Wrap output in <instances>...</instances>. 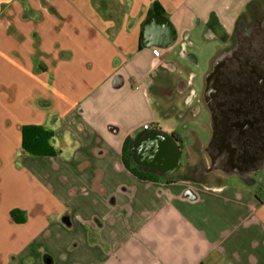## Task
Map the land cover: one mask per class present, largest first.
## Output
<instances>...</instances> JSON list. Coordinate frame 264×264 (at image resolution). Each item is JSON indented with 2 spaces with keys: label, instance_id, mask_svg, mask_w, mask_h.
I'll use <instances>...</instances> for the list:
<instances>
[{
  "label": "crops",
  "instance_id": "1",
  "mask_svg": "<svg viewBox=\"0 0 264 264\" xmlns=\"http://www.w3.org/2000/svg\"><path fill=\"white\" fill-rule=\"evenodd\" d=\"M154 5L175 44L204 25L208 70L241 22L264 16V0H0V264H264V163L213 166L230 154L212 143L205 79L199 95L174 76L175 44H141ZM25 126L51 130L55 155L23 154ZM150 131L181 152L156 181L123 162L124 143L130 160Z\"/></svg>",
  "mask_w": 264,
  "mask_h": 264
},
{
  "label": "flooded vegetation",
  "instance_id": "2",
  "mask_svg": "<svg viewBox=\"0 0 264 264\" xmlns=\"http://www.w3.org/2000/svg\"><path fill=\"white\" fill-rule=\"evenodd\" d=\"M181 41L180 57L186 60L189 42L185 37ZM204 79L212 143L226 145L230 154L224 159L222 151L217 153L213 166L254 174L264 163V16L240 23L231 45L216 56Z\"/></svg>",
  "mask_w": 264,
  "mask_h": 264
},
{
  "label": "water",
  "instance_id": "3",
  "mask_svg": "<svg viewBox=\"0 0 264 264\" xmlns=\"http://www.w3.org/2000/svg\"><path fill=\"white\" fill-rule=\"evenodd\" d=\"M177 39L173 25L159 15L150 16L143 24V47L168 49ZM189 64H197L196 57L187 54ZM131 162L142 172L161 176L172 175L181 168V152L172 135L159 131L141 132L133 139Z\"/></svg>",
  "mask_w": 264,
  "mask_h": 264
},
{
  "label": "rangeland",
  "instance_id": "4",
  "mask_svg": "<svg viewBox=\"0 0 264 264\" xmlns=\"http://www.w3.org/2000/svg\"><path fill=\"white\" fill-rule=\"evenodd\" d=\"M187 29V34H189L187 42H189V44L186 46L185 50L188 54L194 55L197 58V64H188L187 60L180 57L181 40L179 42L177 41V43L172 47V52L167 57V61L172 63L176 69L174 76L183 79L190 78L193 81L194 88L200 95V92L202 91V83L209 67V57L212 54L215 43L213 41H209L204 36L206 28L203 24H193ZM217 45L221 46L219 43ZM189 73H191L192 76H190ZM204 119H206V116H204ZM158 120L164 130L172 128L173 130H177V132H179L182 126L181 123L176 121L174 117L163 118L159 116Z\"/></svg>",
  "mask_w": 264,
  "mask_h": 264
},
{
  "label": "trees",
  "instance_id": "5",
  "mask_svg": "<svg viewBox=\"0 0 264 264\" xmlns=\"http://www.w3.org/2000/svg\"><path fill=\"white\" fill-rule=\"evenodd\" d=\"M156 15H162V11L158 5L153 6ZM53 132L41 126H25L21 130V151L23 154L33 157H49L55 155V151L51 144ZM130 141H126L123 145V162L126 167L136 177L147 181H156L158 177L154 174L145 173L131 167L129 160Z\"/></svg>",
  "mask_w": 264,
  "mask_h": 264
},
{
  "label": "built area",
  "instance_id": "6",
  "mask_svg": "<svg viewBox=\"0 0 264 264\" xmlns=\"http://www.w3.org/2000/svg\"><path fill=\"white\" fill-rule=\"evenodd\" d=\"M155 55L158 56V53L155 52ZM142 128H143V130H149L150 129V125L149 124H145V125L142 126Z\"/></svg>",
  "mask_w": 264,
  "mask_h": 264
}]
</instances>
